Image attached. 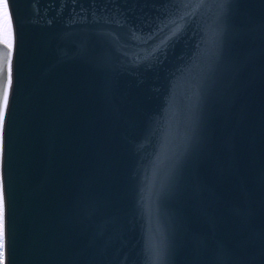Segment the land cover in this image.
<instances>
[{
    "label": "water",
    "instance_id": "obj_1",
    "mask_svg": "<svg viewBox=\"0 0 264 264\" xmlns=\"http://www.w3.org/2000/svg\"><path fill=\"white\" fill-rule=\"evenodd\" d=\"M7 4L5 264H264V0Z\"/></svg>",
    "mask_w": 264,
    "mask_h": 264
},
{
    "label": "snow or ice",
    "instance_id": "obj_2",
    "mask_svg": "<svg viewBox=\"0 0 264 264\" xmlns=\"http://www.w3.org/2000/svg\"><path fill=\"white\" fill-rule=\"evenodd\" d=\"M7 9V4H5ZM8 38L3 41L7 46L0 49V79L6 74V81L3 86L2 100L3 107H0V130L3 129L5 123V109L9 104V89L13 84V40H12V22H7ZM5 217H6V196L2 185H0V264H5Z\"/></svg>",
    "mask_w": 264,
    "mask_h": 264
},
{
    "label": "rangeland",
    "instance_id": "obj_3",
    "mask_svg": "<svg viewBox=\"0 0 264 264\" xmlns=\"http://www.w3.org/2000/svg\"><path fill=\"white\" fill-rule=\"evenodd\" d=\"M5 4H7V0H0V40L1 41H4L5 39L8 38L7 22L9 18L11 19L8 4H7V9H5ZM12 40H13V25H12Z\"/></svg>",
    "mask_w": 264,
    "mask_h": 264
}]
</instances>
